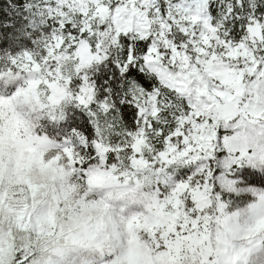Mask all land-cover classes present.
I'll use <instances>...</instances> for the list:
<instances>
[{
	"label": "snow or ice",
	"instance_id": "6c2138e0",
	"mask_svg": "<svg viewBox=\"0 0 264 264\" xmlns=\"http://www.w3.org/2000/svg\"><path fill=\"white\" fill-rule=\"evenodd\" d=\"M254 7L251 0H49L45 14L58 27L44 44L45 54L37 59L25 51L11 58V67L0 70V80L38 73L40 78L29 84L48 90L49 100H56L52 93L59 89L61 100L88 108L96 128V156L106 167L119 170L152 163L178 170L198 165L164 190L173 219L166 234L154 231V236L168 264H208L197 243L208 231L214 202L220 201L213 191L211 162L220 147L227 149L229 163L243 161V154L232 155L229 137L219 134L226 118L213 109L225 95L224 86L207 67L219 63L235 73L242 88L234 95L242 97L244 88L251 91L264 84V14L258 15ZM113 53L121 73L139 64L153 77L150 90L131 87L138 117L133 130H117L114 117L100 118H108L111 105L106 100L91 109L96 90L87 70ZM162 72L173 79L166 81ZM113 136H122L123 142H115ZM79 143L87 145L83 137ZM110 153L118 154L116 162H109ZM62 155L87 178L89 166H82L83 157L71 141L64 142ZM39 188L27 182L9 192L0 184V264H39L32 259L41 237L34 239L31 211ZM12 201L22 207L12 208ZM57 210L63 211L59 202ZM55 211L48 216L53 227ZM184 242H190L191 256L183 255Z\"/></svg>",
	"mask_w": 264,
	"mask_h": 264
},
{
	"label": "clouds",
	"instance_id": "9594fccd",
	"mask_svg": "<svg viewBox=\"0 0 264 264\" xmlns=\"http://www.w3.org/2000/svg\"><path fill=\"white\" fill-rule=\"evenodd\" d=\"M207 71L224 86L222 102L216 101L213 110L226 118L222 128L232 155L243 154V160L260 171L264 166V84L251 91L244 88L241 97L234 95L242 86L227 66L218 63ZM162 76L166 81L173 79L167 73ZM39 78L38 73L6 78L20 83L11 95H0V184L9 192L27 182L40 186L31 211L34 239L41 240L32 259L39 264H168L167 253L155 246L154 231L166 234L173 219L163 197L165 188L170 190L176 182V170L169 164L152 163L114 170L98 162L88 167L83 178L78 167L63 159L64 143L36 129L38 115L55 116L66 101L60 99L59 91L52 93L56 97L52 101L48 90L31 87L29 81ZM101 129L106 133L103 122ZM178 159V154L173 157ZM58 202L63 211L57 210ZM220 203L223 208L217 206ZM11 207H22V203L12 201ZM53 210L54 227L48 220ZM211 214L208 231L197 243L203 258L208 264H250L264 244V188L236 206L215 201ZM10 215L14 220L15 213ZM167 239L171 244L172 237ZM177 246L173 245V251ZM183 255H192L190 242H184Z\"/></svg>",
	"mask_w": 264,
	"mask_h": 264
},
{
	"label": "trees",
	"instance_id": "16d2710c",
	"mask_svg": "<svg viewBox=\"0 0 264 264\" xmlns=\"http://www.w3.org/2000/svg\"><path fill=\"white\" fill-rule=\"evenodd\" d=\"M44 0H0V56L5 54L34 51L44 37L50 36L49 19L45 14ZM258 15L264 14V0H258L255 7ZM89 80L94 84L96 100L91 105L95 108L106 100L111 109L109 115L117 130H133L137 115L135 104L131 102L133 84L150 90L153 77L141 71L139 64H132L125 73L119 71V62L115 53L108 60L94 64L88 70ZM74 87L78 89L77 82ZM49 130L52 135L61 138L63 131L76 130L89 140L96 137L95 125L85 110L69 105L63 120ZM61 130L59 132H56ZM50 134V135H51ZM119 142L123 137L113 136ZM236 196V197H234ZM231 200L241 201V195H233Z\"/></svg>",
	"mask_w": 264,
	"mask_h": 264
},
{
	"label": "rangeland",
	"instance_id": "374dc122",
	"mask_svg": "<svg viewBox=\"0 0 264 264\" xmlns=\"http://www.w3.org/2000/svg\"><path fill=\"white\" fill-rule=\"evenodd\" d=\"M46 4L49 3V0H44ZM258 0H251V3L256 7V3ZM254 7V11H255ZM48 17V16H47ZM49 19V26L51 29V33H53L54 28L57 26L56 21L48 17ZM52 35V34H51ZM50 35V36H51ZM50 36L44 37L40 40L38 47L34 51L27 50V52L32 53L37 59L40 56L45 54L44 44L50 38ZM25 52V51H23ZM23 52L13 53V54H5L0 56V70H6L8 67H11V58L17 55L22 54ZM20 81H6L5 79L0 80V95H11L17 84ZM77 88L74 87L73 91H76ZM59 91V89H57ZM72 105L79 110H85L89 114V109L83 107L78 102L74 100H66L57 110L55 116L44 112L40 114L36 118V129L39 133H42L48 136L51 139L56 140L57 142L64 143L65 141H71L75 146L77 151L80 152L81 156L83 157V167H88L93 163H98V157L96 156V150L93 144V141L97 138L94 137L92 139H88L84 134L79 131L71 130V131H63L61 134V138L57 135H52L49 130L52 129L55 125L54 123H58L59 121L63 120L66 107ZM95 108H91L95 110ZM90 115V114H89ZM109 115V114H108ZM55 117V118H53ZM91 120L93 122L94 117L91 116ZM101 119H109L108 118L100 117ZM113 122V121H111ZM116 128V127H115ZM58 130L56 132H59ZM96 133V128H95ZM51 134V135H50ZM220 136L223 138L226 134V130L224 128H220L219 130ZM83 137L87 141V145H81L79 143V138ZM115 140L114 137H112ZM116 142V141H115ZM123 142V138L119 141ZM117 153H110L109 154V162H116ZM229 153L226 148L220 147L217 149L215 154L214 160L211 162V167L213 170V191L215 194H218L220 197V201L224 202L230 206H236L238 204L244 203L248 199V194L256 195L260 188H264V166L261 167L260 171H257V166L253 165L250 162L242 161L240 164H231L228 162ZM193 166L183 167L176 170V179H185L191 172L194 170ZM252 185H258V187H252ZM241 195L243 199L241 201H233L231 200L233 195ZM236 197V196H234ZM259 255H257L250 264H264V244H261L258 248Z\"/></svg>",
	"mask_w": 264,
	"mask_h": 264
}]
</instances>
